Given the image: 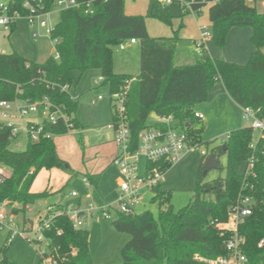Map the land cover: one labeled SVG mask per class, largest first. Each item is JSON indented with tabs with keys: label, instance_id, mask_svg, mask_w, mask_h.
I'll list each match as a JSON object with an SVG mask.
<instances>
[{
	"label": "trees",
	"instance_id": "trees-1",
	"mask_svg": "<svg viewBox=\"0 0 264 264\" xmlns=\"http://www.w3.org/2000/svg\"><path fill=\"white\" fill-rule=\"evenodd\" d=\"M26 0H9L10 13L22 17ZM91 2L92 14L82 10L59 13V22L51 31L58 60L49 57L43 63H34L16 53L0 54V100H12L21 91L32 100L47 98L53 105L75 117L78 101L60 91L63 85L76 86L87 70H99L108 86L109 95L119 91L131 81L126 99V116L133 149L137 147L138 134L148 125L149 116H172L176 128L184 132L192 145L201 147L200 132L193 125V109L208 100L214 85H222L230 99L240 108H250L260 120H264V13L255 4L264 0H193L196 13L208 6L211 24V41L217 48L226 44L233 28L251 30L250 43L253 51L246 64L240 65L212 59L202 47L193 64L176 66L174 58L179 38L151 37L146 28L147 18H156L167 26L171 19L154 2L145 16L126 15L124 0H78ZM45 10H51L52 0H42ZM179 18L187 15L179 9ZM15 23L8 27L10 32ZM180 27L182 25L180 24ZM140 43L139 73L136 77L114 72L113 52L126 41ZM113 120V116H112ZM75 128L80 126L74 118ZM186 124H189L186 126ZM45 130L59 136L65 133L62 126L46 125ZM81 141V138H79ZM225 149L213 153L217 159L226 156V165L218 160L216 170L223 172L210 182L204 181V163L201 157L200 177L189 204L175 211L170 203V193L153 188L152 202L159 207L157 218L149 211L139 215L116 214L111 223L119 234H127L130 240L120 251V264H208V261L225 256L224 243L228 237L218 225L224 224L228 214L242 197L254 201L251 215L244 218L238 232L244 238L243 253L246 264H264V131L254 139L251 127L231 131L224 141ZM239 162L246 163L244 174L234 168ZM252 162V168L249 165ZM0 165L11 170V177L0 184V202L18 204L25 215V207L44 200L47 192L34 193L32 186L38 174L60 169L64 162L58 157L54 139H42L28 144L22 151H12L9 132L0 124ZM161 167L163 173L170 167L165 164L145 163L146 170ZM32 171V173H30ZM88 183L94 184V197L102 204L98 194L97 176L88 175ZM59 206L47 212L50 228L44 233L49 246L46 257L56 264H92L88 248V232L74 229L68 218L61 214ZM7 247L0 250V264H13L6 259ZM40 256V255H39ZM41 261V256H40Z\"/></svg>",
	"mask_w": 264,
	"mask_h": 264
},
{
	"label": "rangeland",
	"instance_id": "rangeland-1",
	"mask_svg": "<svg viewBox=\"0 0 264 264\" xmlns=\"http://www.w3.org/2000/svg\"><path fill=\"white\" fill-rule=\"evenodd\" d=\"M8 2L9 0H0V4ZM148 2L149 0H124L125 14L145 16L149 8ZM248 3L254 5L249 1ZM263 3L264 1L255 4L258 12L264 13ZM162 11L172 17L171 26L165 25L156 18H147L148 34L151 37L170 38L176 32L180 40L177 44L174 64L179 66L193 61L196 57L194 44L187 39L193 35L196 36L198 27H207L211 33L208 6L204 7L200 14H188L182 18H179V7L176 4L164 6ZM44 20L48 22L47 29H53L59 22L58 11L53 8ZM14 23L15 26L11 32L7 26L0 28V54L16 53L39 64L49 57L56 56L54 43L44 34V29L37 28L39 37L35 40L31 36L26 18L19 17L15 19ZM181 23L182 27H180ZM210 40L211 38L207 42ZM123 44L125 50L122 51L119 47L114 49V69L117 73H127L129 76L135 77L139 72L140 43L136 42L135 45H131L129 41H126ZM232 45L231 42L228 49L233 50ZM208 46L210 49H214L210 43ZM99 75V70L85 71L77 85L70 90V94L78 101L75 116L81 128L71 135L54 139L56 152L64 162V166L50 171L43 170L35 179L32 192H47L48 196L31 205L30 211L25 214L34 229L38 223V216L53 210L55 206L66 211L68 207L76 206L78 203H80L81 209H84L89 203H98L94 197L95 186L87 181L88 175L97 176L99 199L103 198L106 202L111 203L115 201L119 193L121 176L111 161L116 148L113 143V133L107 129L113 116L109 104V88L106 85L94 88L93 82ZM98 95L102 96L103 100L95 106L90 105L89 100ZM201 106H204L206 111ZM193 112L200 113L205 118L204 122H195L193 125L196 129H201L202 145L199 149L186 153L179 163L166 170L159 184L160 189L170 193V203L175 211L186 207L195 193V185L201 175L199 152L206 151L209 156L224 145L223 140L231 131L251 126L250 122L244 120L242 110L230 99L222 85H214L209 92L208 100L196 106ZM155 121L156 117L151 114L148 125H153ZM258 134L259 132L255 130L254 139H257ZM206 159V157L203 158V163ZM218 160L222 166L226 165V156H221ZM145 163L146 161L141 158L140 175L144 173ZM245 169V162H239L234 168L238 175L244 174ZM203 176L205 182H210L220 176L223 177L224 173L215 169L207 171ZM72 192L77 193V198L70 196ZM141 195L143 202L134 207V215L149 211L156 219L159 207L152 202V191L143 190ZM115 218V213H111L110 220H104L100 215L95 214L84 220L82 229L88 232V248L92 264H120L122 262L120 251L130 240V236L119 234L113 229L111 223ZM22 220L23 215H17L16 222L20 228ZM42 246L45 245L42 244ZM6 247V259L13 264H41L36 245L27 243L21 237H16L11 243H8L6 232L0 231V250Z\"/></svg>",
	"mask_w": 264,
	"mask_h": 264
},
{
	"label": "built area",
	"instance_id": "built-area-1",
	"mask_svg": "<svg viewBox=\"0 0 264 264\" xmlns=\"http://www.w3.org/2000/svg\"><path fill=\"white\" fill-rule=\"evenodd\" d=\"M108 0H102L107 2ZM51 10L46 11L42 0H26L23 8L27 14L24 18L30 27L31 36L36 40L39 37L37 28L44 29V34L55 44L57 40L50 38L53 29H47L48 22L44 20L53 8L58 13L68 10H82L84 14L94 12L91 2L80 3L78 0H52ZM157 6L176 4L182 13H196L192 6L196 2L193 0H152ZM201 3L204 0L200 1ZM22 17L19 13H10L8 4H0V28L9 26L15 19ZM211 38V33L207 27L200 28V38L194 44V52L199 54L201 48H205V43ZM135 40H130L129 44H135ZM120 50L125 49V45L119 46ZM206 49V48H205ZM58 60V55L54 57ZM105 79L99 75L94 80V88L103 85ZM130 82H127L119 91L109 95V104L113 112V120L107 126V129L113 133V143L116 148V156L113 159V165L118 169L121 180L119 183V193L113 203H89L84 209L76 206L68 207L66 211H61L72 223L74 229H81L84 220L88 216L98 214L104 220L111 219V213L123 214L126 216L134 215V207L143 202L141 192L143 190H152L157 187L163 176L161 167H154L139 174L140 159L146 162H156L171 167L181 161L186 153H189L198 147L191 144L188 136L176 128L177 122L172 116L156 117L155 123L147 129L142 130L137 136V147L133 149V142L130 136L128 121L126 116V99ZM72 86L63 85L60 91L70 94ZM18 96L12 100H0V124L7 128L9 132L10 148L12 151H22L28 144L37 143L42 139L56 138L59 136L70 135L76 131L73 122V115L66 113L59 106L53 105L47 98L41 100H32L24 97L21 91ZM71 95V94H70ZM71 98H74L71 95ZM76 98V97H75ZM103 97L98 95L89 100V104L95 106L101 102ZM243 118L251 123L253 131H264V122L256 117V114L250 108H242ZM194 118L203 121L202 114L194 112ZM46 125L62 126L65 129L63 135L54 136L45 130ZM227 139L225 136L223 142ZM201 157H207L206 151L201 150ZM252 168V162L249 169ZM32 173V171L30 172ZM11 177V170L0 165V184ZM86 183V182H85ZM89 186V184H87ZM72 198H77V193L70 194ZM254 201L250 197H242L228 214V219L224 224L218 225V228L227 233L228 237L224 243L226 251L225 256H220L215 260L208 261V264H246L247 260L243 253L244 238L239 234L238 228L244 218L251 215ZM20 206L9 201L0 202V231H5L7 242L11 243L16 237L24 238L27 243L36 245L41 256V264H56V260L45 254L48 252L49 242L45 237V232L50 228V217L47 213L38 216L37 226L34 229L33 224L29 223L25 215L20 211L14 214L13 210H20ZM30 211V206L25 207L26 212ZM22 214L23 220L21 228L17 225L16 217ZM42 244L45 246L43 247ZM264 245V239L258 244V247Z\"/></svg>",
	"mask_w": 264,
	"mask_h": 264
},
{
	"label": "crops",
	"instance_id": "crops-1",
	"mask_svg": "<svg viewBox=\"0 0 264 264\" xmlns=\"http://www.w3.org/2000/svg\"><path fill=\"white\" fill-rule=\"evenodd\" d=\"M135 1V0H133ZM247 3L248 1L249 2H252V0H246ZM151 3V0H149L148 2V7ZM249 4V3H248ZM264 5V3H263ZM257 9V8H256ZM261 13V12H259ZM136 15H139V14H136ZM188 15V14H187ZM182 25V23H181ZM183 26V25H182ZM200 28L201 27H198V33L196 34V36H192L191 38L188 37L187 40H190L192 42V44H195L199 38H200ZM250 38H251V30L248 29V28H233L229 31L228 35H227V38H226V44L224 47L220 48V49H217L216 46L213 44V42L210 40L209 42H206L205 43V48L209 54V56L212 58V59H219V60H224V61H228V62H232V63H236V64H240V65H244L247 63L248 59H249V56L250 54L252 53L253 51V47L250 43ZM180 40V38H179ZM232 42V46H233V50H230L228 49L229 48V45L230 43ZM211 44L212 47L214 49H210L208 44ZM136 44V43H135ZM135 44H131V45H135ZM130 46V45H129ZM125 50V49H124ZM123 51V50H122ZM177 52V51H176ZM262 52L264 53V49L262 50ZM195 53V52H194ZM3 54V53H1ZM6 54V53H4ZM196 55V53H195ZM176 56V54H175ZM25 59V58H24ZM27 60V59H26ZM189 60V59H188ZM194 60L193 61H188V63H186L185 65H190V64H193L194 63ZM30 61V60H28ZM32 62V61H31ZM178 66V65H176ZM179 66H183V65H179ZM114 72L116 74H121V75H129L127 73H117L114 69ZM139 73V72H138ZM137 73V75H138ZM136 77V76H135ZM202 109L204 111H206V108H204V106H201ZM238 108L240 110H242V108H240L238 106ZM204 117V116H203ZM76 119V116L74 117ZM77 120V119H76ZM205 121V118L203 120V122ZM78 122V120H77ZM79 124V122H78ZM80 126V124H79ZM81 128V127H80ZM79 128V129H80ZM79 131L78 129H76L75 132ZM71 135V134H70ZM66 136V135H65ZM59 137H62V136H59ZM57 138V137H56ZM55 139V138H54ZM116 156V151H114L112 157H111V161L113 162V159L114 157ZM207 158V157H206ZM113 164V163H112ZM117 198V197H116ZM116 200V199H115ZM100 201L102 203H108L106 202L103 198L100 199ZM113 203V202H111ZM80 204V203H79Z\"/></svg>",
	"mask_w": 264,
	"mask_h": 264
},
{
	"label": "water",
	"instance_id": "water-1",
	"mask_svg": "<svg viewBox=\"0 0 264 264\" xmlns=\"http://www.w3.org/2000/svg\"><path fill=\"white\" fill-rule=\"evenodd\" d=\"M189 124H186V126H188ZM222 148L225 149V145H222ZM218 167V159L216 154L212 153L210 154L205 163H204V172L203 175L206 174L207 171L209 170H215Z\"/></svg>",
	"mask_w": 264,
	"mask_h": 264
}]
</instances>
